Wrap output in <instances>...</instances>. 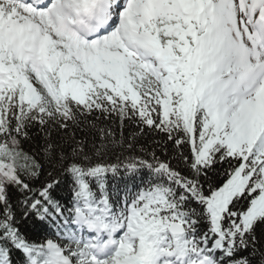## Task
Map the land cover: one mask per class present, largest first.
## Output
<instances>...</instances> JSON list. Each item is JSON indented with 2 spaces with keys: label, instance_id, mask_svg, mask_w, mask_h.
Instances as JSON below:
<instances>
[{
  "label": "snow or ice",
  "instance_id": "snow-or-ice-1",
  "mask_svg": "<svg viewBox=\"0 0 264 264\" xmlns=\"http://www.w3.org/2000/svg\"><path fill=\"white\" fill-rule=\"evenodd\" d=\"M0 264H264V0H0Z\"/></svg>",
  "mask_w": 264,
  "mask_h": 264
},
{
  "label": "trees",
  "instance_id": "trees-1",
  "mask_svg": "<svg viewBox=\"0 0 264 264\" xmlns=\"http://www.w3.org/2000/svg\"><path fill=\"white\" fill-rule=\"evenodd\" d=\"M113 127H115V125H113ZM125 131L126 132L131 131V128H126ZM141 143L144 144V145H146V146L151 147V145H152V138L151 137H145L143 140H141ZM169 147H171V146H169ZM62 195H63V193H62Z\"/></svg>",
  "mask_w": 264,
  "mask_h": 264
}]
</instances>
